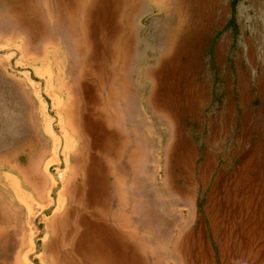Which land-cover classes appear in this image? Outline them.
<instances>
[{"label":"rangeland","instance_id":"rangeland-1","mask_svg":"<svg viewBox=\"0 0 264 264\" xmlns=\"http://www.w3.org/2000/svg\"><path fill=\"white\" fill-rule=\"evenodd\" d=\"M0 264H264V0H0Z\"/></svg>","mask_w":264,"mask_h":264},{"label":"bare ground","instance_id":"bare-ground-1","mask_svg":"<svg viewBox=\"0 0 264 264\" xmlns=\"http://www.w3.org/2000/svg\"><path fill=\"white\" fill-rule=\"evenodd\" d=\"M44 121V119H43ZM48 123V122H47ZM40 125H41V122H40ZM52 129V128H51ZM46 130V129H45ZM43 132V131H41ZM62 133V132H61ZM61 133H60V136H61ZM43 134V133H42ZM49 134V133H48ZM57 137V136H56ZM49 141V140H48ZM44 142V141H43ZM49 143V142H48ZM56 144V143H55ZM60 144V143H59ZM46 145V144H45ZM57 145V144H56ZM61 149V148H60ZM64 151V150H63ZM53 154V153H52ZM63 155V154H62ZM57 157V156H56ZM58 158V157H57ZM55 160V159H54ZM58 160V159H57ZM59 161V160H58ZM47 168V167H46ZM13 177V176H12ZM15 177V176H14ZM55 182V181H54ZM9 185V184H8ZM12 187V186H11ZM54 191V190H53ZM59 196V195H58ZM37 197V196H36ZM54 198V197H53ZM58 198V197H57ZM61 201V200H60ZM63 202V201H62Z\"/></svg>","mask_w":264,"mask_h":264}]
</instances>
